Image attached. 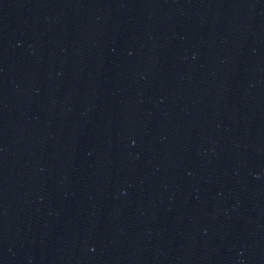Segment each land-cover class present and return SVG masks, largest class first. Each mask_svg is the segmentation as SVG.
<instances>
[{
  "label": "water",
  "instance_id": "1",
  "mask_svg": "<svg viewBox=\"0 0 264 264\" xmlns=\"http://www.w3.org/2000/svg\"><path fill=\"white\" fill-rule=\"evenodd\" d=\"M192 264H264V0H222L212 146Z\"/></svg>",
  "mask_w": 264,
  "mask_h": 264
}]
</instances>
